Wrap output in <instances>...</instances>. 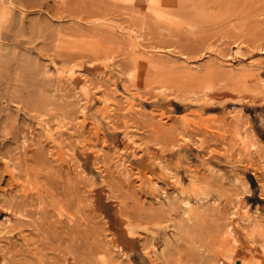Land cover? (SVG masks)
Returning a JSON list of instances; mask_svg holds the SVG:
<instances>
[{
  "label": "rangeland",
  "instance_id": "rangeland-1",
  "mask_svg": "<svg viewBox=\"0 0 264 264\" xmlns=\"http://www.w3.org/2000/svg\"><path fill=\"white\" fill-rule=\"evenodd\" d=\"M0 5V264H264V0Z\"/></svg>",
  "mask_w": 264,
  "mask_h": 264
},
{
  "label": "bare ground",
  "instance_id": "bare-ground-1",
  "mask_svg": "<svg viewBox=\"0 0 264 264\" xmlns=\"http://www.w3.org/2000/svg\"><path fill=\"white\" fill-rule=\"evenodd\" d=\"M59 2H65V0H59ZM0 4H5V0H0ZM1 6V5H0ZM263 83H264V79L262 80ZM182 205L183 207L185 208V213H189L192 209V201L189 199V198H185L182 200ZM11 210L10 208H7L6 209V212L9 213ZM1 212V210H0ZM2 221H5V223H7V226L10 224L11 220L10 219H2ZM7 226H5L4 224H2L0 222V235L4 234L7 232ZM227 258L229 259V261L232 263V264H237L236 261L237 260H240L242 262H246L247 259H245L244 257H239V256H234V255H231L230 253L227 255Z\"/></svg>",
  "mask_w": 264,
  "mask_h": 264
},
{
  "label": "crops",
  "instance_id": "crops-1",
  "mask_svg": "<svg viewBox=\"0 0 264 264\" xmlns=\"http://www.w3.org/2000/svg\"><path fill=\"white\" fill-rule=\"evenodd\" d=\"M2 214H3V212H0V217H1Z\"/></svg>",
  "mask_w": 264,
  "mask_h": 264
}]
</instances>
